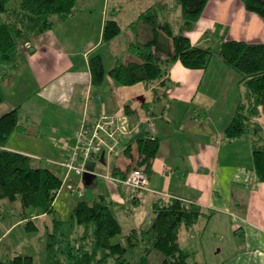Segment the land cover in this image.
I'll return each instance as SVG.
<instances>
[{
    "label": "crops",
    "instance_id": "0c3cea01",
    "mask_svg": "<svg viewBox=\"0 0 264 264\" xmlns=\"http://www.w3.org/2000/svg\"><path fill=\"white\" fill-rule=\"evenodd\" d=\"M150 7L157 8L160 20L181 32L182 11L174 0H76L72 16L55 17L52 28L28 41L23 60L2 85L5 99L0 115L21 105L20 120L27 127L22 138L14 137L19 133L10 136L7 148L42 160L34 163L50 168L64 183V160L46 159L70 155L80 125L94 124L102 113L125 115L128 125L120 130L114 150L105 149L104 161L97 160L93 171L75 176L78 185L89 188L84 200L92 203L105 196L123 231L136 228L140 232L152 223L157 200L186 199L210 213L180 231L181 247L194 252L197 264H264V182H257L253 174L252 138L224 136L244 90L238 72L219 58L204 69L176 61L165 76L167 87L158 96L155 84L116 83L108 70L124 60L115 53L112 64L105 66L103 83L91 84L92 55H100L105 65L103 48L112 49L126 29L137 31L132 42L150 37V24L138 20ZM111 18L121 33L104 44V23ZM175 18L178 26H174ZM185 34L202 47H210L214 34L220 37L219 43L224 39L264 43V19L247 11L241 0H208L196 27ZM214 74L218 80H212ZM26 85L33 89V99L24 102ZM142 124L160 146L146 189L130 192L122 188L121 176H114L113 170L125 172L133 166L136 144L132 143L129 157L124 153L125 143ZM13 138L20 142L14 143ZM113 154L118 156L112 158ZM97 163L106 165L107 174L97 171ZM62 190L54 212L64 213V218L56 219L67 220L76 203L75 193H66L61 201Z\"/></svg>",
    "mask_w": 264,
    "mask_h": 264
},
{
    "label": "trees",
    "instance_id": "16d2710c",
    "mask_svg": "<svg viewBox=\"0 0 264 264\" xmlns=\"http://www.w3.org/2000/svg\"><path fill=\"white\" fill-rule=\"evenodd\" d=\"M247 11L264 19V0H241ZM182 11L181 32H175L168 21L159 19L156 7L142 12L138 20L151 26V35L141 42H132L135 58L120 61L108 70L116 83L123 86L143 82L153 85L160 95L167 87L165 76L172 64L180 61L185 67L207 68L214 52L210 47L192 43L185 34L193 30L208 0H178ZM76 0H0V103L5 99L3 80L23 60L26 43L52 28L54 18L72 16ZM121 33L115 19L104 23L102 41L109 44ZM218 58L240 75L243 87L232 120L225 129L227 139L252 132L253 174L264 182V43L244 40H222ZM91 84L100 86L106 76L100 55L89 58ZM19 107L0 115V198L18 201L25 227L35 231L36 218L54 213V202L63 179L48 167L34 163L31 156L7 148L10 136L24 133L26 124L20 120ZM135 162L124 172L115 168L113 175L126 177L134 168L148 176L158 154L160 142L142 124L125 143L124 153ZM132 166V167H131ZM154 219L140 232L131 228L124 232L112 202L100 195L92 203L81 199L73 206L67 220L53 219L46 232L45 264H197L194 252L181 247L182 228L192 227L202 216V208L180 197L161 198L153 204ZM124 241H114L118 235ZM3 264H35L30 254L17 253Z\"/></svg>",
    "mask_w": 264,
    "mask_h": 264
},
{
    "label": "rangeland",
    "instance_id": "374dc122",
    "mask_svg": "<svg viewBox=\"0 0 264 264\" xmlns=\"http://www.w3.org/2000/svg\"><path fill=\"white\" fill-rule=\"evenodd\" d=\"M174 1L175 3H177L178 7H181L178 0H174ZM173 17H175V14L173 15ZM177 24H178V21L175 18L174 26H178ZM136 33L137 31L134 28L126 29L124 32H122L119 35V37L117 38V41L113 42L112 47H111L112 49L108 50L106 48L105 50L103 48V50L106 51V53H104L105 66L112 64L113 59L115 57L114 56L115 53H117V55L119 54V57L124 61L129 60L131 58H135L133 53L130 51L129 47L132 41H134L133 39L135 38ZM219 39L220 37L214 34L213 37L211 38L210 45H208L214 52V56H213L214 60L212 59V61H215L216 59H218L217 51H218L219 44H220ZM212 78H213L212 79L213 81L218 80L216 74H214ZM23 96L26 97L24 102L29 100L30 98L33 99V89L29 85H26L25 87H23ZM16 133H19L20 135H16L14 137L22 138L21 136L22 134L20 132H15V134ZM243 136L244 138L248 137V139H251L253 136V133L247 132ZM13 139L14 140L12 141H14V143L20 142L19 138H13ZM69 156L70 155H66L65 157L63 156V157H58V158L48 157L46 160L57 162V161L68 159ZM116 156L118 155L113 154L112 158H116ZM33 160L38 161V162L41 161L42 163V160L40 161L39 159H33ZM96 165H97V171L101 175L107 174V167L105 164L97 163ZM61 168L62 167H60V169ZM64 171H65V173H63L64 183L62 184L63 190L60 195L61 201H62V198L65 200L66 193L68 192L72 193L73 192L72 188L78 185L77 183L78 179H76L75 177L76 175H74L73 172H67L66 168L64 169ZM87 189L89 188H86L85 190L83 189L85 192L82 191L81 195H78L77 192H73V193H76V194L72 193L74 195L75 201L84 199L85 198L84 194L87 193ZM57 205L59 208L61 205L60 202H58ZM20 209L21 207L18 201H11L7 198H0V264L7 262L12 256H14L17 253L30 254L33 256L35 264H45V261H46L45 260L46 232L47 230L52 228L53 219L56 218V216L57 218H64L62 217L64 213L54 212L52 214L46 215L45 217H37L35 221H36L38 228L35 231H30L25 227L24 222L21 220L22 217L20 214ZM65 210H66V202H63V211ZM67 216L68 218L70 217L69 213H67ZM114 241H121V242L124 241L122 234L116 236L114 238Z\"/></svg>",
    "mask_w": 264,
    "mask_h": 264
},
{
    "label": "built area",
    "instance_id": "2783aa9c",
    "mask_svg": "<svg viewBox=\"0 0 264 264\" xmlns=\"http://www.w3.org/2000/svg\"><path fill=\"white\" fill-rule=\"evenodd\" d=\"M128 118L125 115H108L102 113L98 120L92 124L80 125L75 133V144L68 159L61 162L67 172H73L76 176H82L91 171L86 167L88 160L97 161L105 149L113 151L118 144L120 130L127 128ZM69 174V173H67ZM122 188L134 192L146 189L147 175L139 168L132 169L124 178H119ZM83 185L72 188L78 195L82 194ZM76 194V193H75Z\"/></svg>",
    "mask_w": 264,
    "mask_h": 264
},
{
    "label": "water",
    "instance_id": "95a60500",
    "mask_svg": "<svg viewBox=\"0 0 264 264\" xmlns=\"http://www.w3.org/2000/svg\"><path fill=\"white\" fill-rule=\"evenodd\" d=\"M104 155H105V151H103L102 153H101V155H100V161H104L103 159H104ZM95 162L96 161H94V160H88L87 162H86V167L90 170V171H93L94 170V168H95ZM88 174V172H85L84 173V175H87Z\"/></svg>",
    "mask_w": 264,
    "mask_h": 264
}]
</instances>
